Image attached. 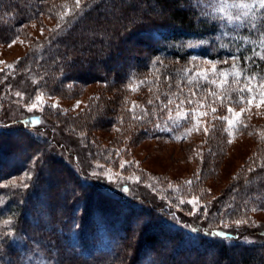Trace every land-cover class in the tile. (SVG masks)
Returning <instances> with one entry per match:
<instances>
[{
  "label": "trees",
  "instance_id": "obj_1",
  "mask_svg": "<svg viewBox=\"0 0 264 264\" xmlns=\"http://www.w3.org/2000/svg\"><path fill=\"white\" fill-rule=\"evenodd\" d=\"M211 1L0 0V45L13 42L32 22L45 16L59 19L64 13L17 69L27 71L40 81L39 90L53 96L72 98L93 83L102 84L104 90L77 118L56 111L49 117L42 115L44 119L73 136L128 125L139 129L131 136L135 142L162 138L172 134L163 128L162 108L178 98L192 106L205 100L204 86L199 88L179 65L191 60L214 65L228 82L224 102L233 106H242L254 86H264V13L238 17L228 30L206 19ZM137 5L144 9L135 13ZM245 32L257 47L242 49L235 42L233 37ZM130 62L132 66H126ZM115 66L121 68L112 71ZM136 82L141 90L132 108ZM113 90L115 94L109 96ZM197 92L200 95L195 97ZM217 105L221 107L220 102ZM223 114V110L210 112L217 118L214 139L220 141L218 151L209 157L211 163L224 155L227 145V128L218 121ZM239 129L247 131L244 122ZM247 166L207 207L206 226L192 231L181 224L177 212L161 208L146 196L115 197L100 185L84 181L58 155L52 141L36 130L1 128L0 264H169L178 259L184 264H226L240 250L238 264H264L258 253L264 254L263 242L231 241L210 234L229 219L246 222V209H264V144H259ZM24 174L29 175L27 183L13 185ZM176 209L184 212L179 206ZM166 249L174 252L166 253Z\"/></svg>",
  "mask_w": 264,
  "mask_h": 264
},
{
  "label": "rangeland",
  "instance_id": "obj_2",
  "mask_svg": "<svg viewBox=\"0 0 264 264\" xmlns=\"http://www.w3.org/2000/svg\"><path fill=\"white\" fill-rule=\"evenodd\" d=\"M127 3L129 4L128 1ZM211 3L206 19L218 22L228 30L239 21L238 17L264 13V0H212ZM152 4L154 5L153 1ZM148 8L155 11L154 7ZM143 9L144 6L137 5L134 12ZM63 15L64 13H60L59 19ZM103 15H100L101 20L105 19ZM59 19L45 16L25 27L13 42L0 45V129H34L52 141L58 155L76 169L84 181L100 185L103 191L105 189V192H111L115 197L118 194L129 198L146 196L161 208H166L171 213L177 212L181 224L192 231L206 226L205 219L209 213L207 207L212 206L237 177L248 169L247 165L255 158L259 144H264V86H254L251 96L242 100V106H233L224 102L223 90L228 82L216 73L215 66L205 61L191 60L187 65H179V69L189 72L198 87L204 86L205 90L201 95L205 100L202 104L192 106L185 99L178 98L162 108L160 116L165 124L163 128L170 131L171 135L143 138L135 142L131 136L133 133L137 135L139 129L136 127L134 131L128 125L120 130L112 128L95 133L85 131L82 136L66 134L44 117H49L56 111L62 116H81L98 101L104 86L93 83L81 88L72 98L53 96L39 90L40 81L33 80L27 71L17 69L32 49L57 27ZM108 19L113 20L112 17ZM233 38L242 49L258 46L246 32ZM81 43L86 44L83 40ZM120 43L133 46L122 41ZM126 66L131 67V62ZM120 68L115 66L112 71ZM97 69L105 71L104 68ZM93 74L95 72L86 78H91ZM135 85V91L131 95L134 100L132 108L136 107L141 90L137 87L139 82ZM115 92H109V96ZM192 92H195L194 88ZM196 95L200 94L197 92L195 97ZM204 102L209 105L205 106ZM217 102H220L221 107ZM216 110L224 111L218 121L226 126L228 137L224 140L227 143L224 155L211 163L208 162L209 157L218 151L216 144L220 143L218 139H214L217 134L213 131V121L217 118L210 115V112ZM242 122L247 131L241 133L239 127ZM203 175L205 178L201 180ZM29 179V175L24 174L12 183L21 186ZM208 201L211 202L207 204ZM178 206L184 212L176 209ZM243 214L246 222L232 218L222 224V229L210 234L216 233L231 241L264 243V209L253 207L244 210ZM137 224L139 223H133L135 226ZM240 252H234L235 256L226 264H238L237 255ZM258 253L260 257H264L263 253ZM169 264H184V261L178 259Z\"/></svg>",
  "mask_w": 264,
  "mask_h": 264
}]
</instances>
